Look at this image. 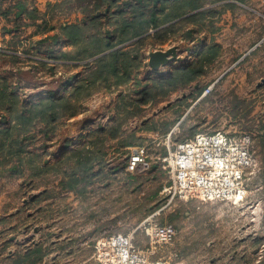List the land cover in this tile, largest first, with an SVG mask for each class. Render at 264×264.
I'll list each match as a JSON object with an SVG mask.
<instances>
[{"label":"rangeland","instance_id":"1","mask_svg":"<svg viewBox=\"0 0 264 264\" xmlns=\"http://www.w3.org/2000/svg\"><path fill=\"white\" fill-rule=\"evenodd\" d=\"M80 1L0 0V76L8 79L23 100L60 93L67 96L82 75L83 68L59 66L51 71L50 65L59 61L51 59L44 47L37 51L40 40L55 35L49 28L82 19ZM20 3L29 12L37 9L48 23L39 29L28 16L17 19ZM229 3L235 6L226 8ZM204 9L211 11L197 18V25H189L200 28L194 41L182 42L180 36L186 30L182 29L162 49L148 45L144 53V63L149 65L151 52L176 46L181 62L157 74L144 67L139 80L145 83L149 77H165L174 66L189 64L197 52L213 45L219 46L216 61L199 84L168 101L144 105L140 117L127 122L125 130L135 131L142 141L121 150L116 141H110L105 161L95 167L85 193L64 189L59 184L62 175L55 172L38 178L30 173L0 176V264H98L93 258L98 238L130 234L152 215L158 223L171 224L177 230L172 246L162 254L167 258L176 255L174 259L185 264H264V190H260L264 186V0H207ZM61 41L62 50H71L65 39ZM43 60L50 65L38 63ZM215 82L213 92L198 102L202 94L195 97V86L206 88ZM65 83L69 85L65 87ZM135 88L133 82L118 91L95 93L79 115L62 121L50 138L38 134L29 148L56 163L83 145L92 130L111 127L120 94L137 100ZM182 118L181 131L173 135L171 145L199 132L252 135L254 165L247 177L252 193L245 203L185 202L161 194L167 174L158 158L167 154L166 136ZM147 119L151 120L148 127L157 124L162 130H140ZM164 123L170 124L167 132ZM142 146L148 149L149 170L128 173L129 148ZM72 166L65 168L70 171ZM47 190L49 196L33 202ZM135 240L141 247L146 245L140 230Z\"/></svg>","mask_w":264,"mask_h":264},{"label":"trees","instance_id":"2","mask_svg":"<svg viewBox=\"0 0 264 264\" xmlns=\"http://www.w3.org/2000/svg\"><path fill=\"white\" fill-rule=\"evenodd\" d=\"M206 1L81 0L82 19L58 28H49L56 32L55 35L38 42V52L44 47L51 59L59 61L57 65L39 61L42 66L50 65L53 72L59 66L83 68L82 75L71 85L67 96L51 94L41 100L25 101L10 87L8 79L0 76V176L30 173L38 178L45 172H55L62 175L59 184L64 189L85 193L87 183L96 174L95 167L102 166L105 161L107 147H111L108 145L110 141H116L118 150L142 141L135 131L125 130L127 122L139 118L144 112V105L168 101L172 95L199 84L216 61L219 46L213 45L197 52L189 64L172 68L165 77H149L145 83L139 80L141 69L149 66L144 63L148 45L151 49H158L170 40H176L182 29H186L180 36L182 42L196 39L200 28L189 25H197V18L209 13L210 9L201 10ZM234 6L229 3L225 7ZM17 7V19L22 21L28 16L39 29L48 23L37 9L29 12L23 3ZM10 13L2 12L3 15ZM41 19L43 22L38 24L37 21ZM62 38L68 42L71 50L61 49ZM12 58L17 59L15 55ZM69 62L74 65H69ZM133 82L136 85L133 92L139 98L136 100L129 94L121 93L112 126L92 130L83 145L64 154L56 163L44 159L45 155L29 148L38 134H42L45 139L50 138L62 121L79 115L84 103L95 93L118 91ZM68 85L64 84L65 87ZM195 88V97L205 89L197 85ZM149 123L151 120H144L140 130L161 129L157 124L148 127ZM169 125L164 123L162 128L167 132ZM125 135L127 137L122 138ZM71 163L73 166L68 167L69 171L65 165ZM48 191L33 202L42 196H49Z\"/></svg>","mask_w":264,"mask_h":264},{"label":"built area","instance_id":"3","mask_svg":"<svg viewBox=\"0 0 264 264\" xmlns=\"http://www.w3.org/2000/svg\"><path fill=\"white\" fill-rule=\"evenodd\" d=\"M215 84L205 88L198 102L213 92ZM183 120L167 134L168 152L158 158L167 174L161 194L185 202L218 201L235 206L245 203L250 196L247 177L254 165L252 135L224 130L199 132L171 145L173 135L181 131ZM148 170L147 147L129 148L126 171L139 174ZM139 230L146 241L144 247L137 245L135 240ZM176 236L173 225L160 224L152 215L130 234L98 238L93 258L98 264H185L176 261V255L169 258L162 255L172 246Z\"/></svg>","mask_w":264,"mask_h":264},{"label":"water","instance_id":"4","mask_svg":"<svg viewBox=\"0 0 264 264\" xmlns=\"http://www.w3.org/2000/svg\"><path fill=\"white\" fill-rule=\"evenodd\" d=\"M176 62H181L179 48L176 46L168 50H155L149 54L148 63L154 73L159 72L163 68L173 66Z\"/></svg>","mask_w":264,"mask_h":264},{"label":"crops","instance_id":"5","mask_svg":"<svg viewBox=\"0 0 264 264\" xmlns=\"http://www.w3.org/2000/svg\"><path fill=\"white\" fill-rule=\"evenodd\" d=\"M159 49H162V47L161 48H159ZM188 63H185V64H182V65H187ZM181 66V65H180ZM174 67H178V66H174ZM202 100V99H201ZM192 138V137H191ZM248 185V184H247ZM248 189H249V192H250V195H251V193H252V188H250L249 186H248ZM260 190H264V186L262 187L261 186V188H260Z\"/></svg>","mask_w":264,"mask_h":264}]
</instances>
